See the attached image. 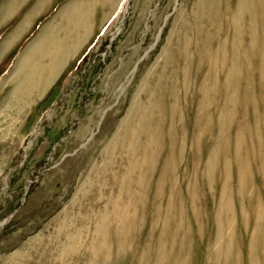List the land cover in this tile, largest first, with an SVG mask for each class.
Masks as SVG:
<instances>
[{"label": "rangeland", "instance_id": "1", "mask_svg": "<svg viewBox=\"0 0 264 264\" xmlns=\"http://www.w3.org/2000/svg\"><path fill=\"white\" fill-rule=\"evenodd\" d=\"M92 10L51 91L0 65V264H264V0Z\"/></svg>", "mask_w": 264, "mask_h": 264}, {"label": "crops", "instance_id": "2", "mask_svg": "<svg viewBox=\"0 0 264 264\" xmlns=\"http://www.w3.org/2000/svg\"><path fill=\"white\" fill-rule=\"evenodd\" d=\"M75 1H81V3H83L89 2L90 0H0V65L5 58H9L8 62L10 63V60L13 56H20L22 54L20 56L21 58H18L20 60V64L19 62L16 64L18 61L17 60L16 63H13L14 68L10 66L7 73H18L22 71V79L20 80H26H24V83L21 84V88L23 89H21L20 92L21 94L23 93L24 96L32 97L38 94L43 88L45 89L44 93H47L48 90L51 89V87L58 80L61 73L81 52L85 42H87L92 36L94 32L92 0L90 2V6L92 8L90 15L88 16L89 19L86 21L87 23L82 24L80 31L78 28V22L76 20L66 17L68 16L67 14L65 17L64 14H60L63 13L61 10L65 9L64 7H66L71 2L74 3ZM58 24L62 26L61 30L64 32L63 38L56 36L57 29L55 27ZM35 26H37V28ZM75 28L77 29L76 31ZM41 29L42 31H40ZM48 29L51 30L49 31ZM37 33L38 37H36ZM50 34L53 37L50 36ZM28 36L30 38L29 41L32 42V44L28 41L29 43L27 42L23 44L22 47H20L21 42L24 41ZM45 37H48L50 40L47 39V41L44 43L42 39H45ZM54 37L55 40H53ZM51 38L53 41H56V44L54 43V46L56 45V47L51 45L53 44L50 43L53 42L51 41ZM58 42L59 44L57 45ZM40 44L43 45L41 46ZM44 44H46V46ZM59 46L63 49H66L67 52H55L59 50ZM25 48L28 49V52H26L27 50ZM36 48L41 49V51H39V49L37 51ZM45 48L48 50H45ZM35 49L38 53L34 51ZM40 53H42V56H40ZM44 59H46L47 63H43ZM29 61L31 63H29L30 66H28L27 63ZM54 61L56 62L54 63ZM16 65L18 66L15 67ZM4 71L5 69L1 72ZM25 74L28 76H25ZM33 74H35L34 77H31ZM31 79H33L32 81L34 83L31 82ZM37 79L38 81H36Z\"/></svg>", "mask_w": 264, "mask_h": 264}, {"label": "bare ground", "instance_id": "3", "mask_svg": "<svg viewBox=\"0 0 264 264\" xmlns=\"http://www.w3.org/2000/svg\"><path fill=\"white\" fill-rule=\"evenodd\" d=\"M90 2H91V0L89 1V2H83V3H81V1L80 2H78V1H75L74 3H70V2H68V3H70V4H68L66 7H64L65 9H62V8H60V9H62L61 11H63V13H60V14H64V17L66 16V14L68 15V16H66V17H69L70 19H72V20H76V21H81L82 19H83V17H84V13H85V10H88L91 6H90ZM92 2H93V0H92ZM73 4H75V5H73ZM60 11V10H59ZM68 18V19H69ZM48 25V24H47ZM49 31L51 30V29H48ZM40 31H42V29L40 30ZM39 31V32H40ZM38 32V33H39ZM38 33L36 34V37H38ZM49 33V32H48ZM44 34V33H43ZM52 34V33H51ZM50 34V36H52ZM49 35V34H48ZM53 35H54V33H53ZM42 36V35H41ZM57 36V35H56ZM35 37V38H36ZM53 37V36H52ZM34 39V38H33ZM47 39H49L48 37H45V39H42L43 41H44V43H45V41H47ZM32 40V39H31ZM50 40V39H49ZM53 40H55V37H54V39ZM52 40V38H51V41H53ZM35 41V40H34ZM43 41H41V42H43ZM56 41H53V42H50V43H53V44H51L52 46H54V43H55ZM29 43V42H28ZM31 44H32V42H30ZM49 43V44H50ZM30 44V45H31ZM47 44H48V42H47ZM56 44V43H55ZM59 44V42L57 43V45ZM41 45V44H40ZM40 45H37V46H40ZM43 45V44H42ZM41 45V46H42ZM45 46H46V44H44ZM27 46H28V44H27ZM33 47V46H32ZM35 47V46H34ZM54 47H56V45L54 46ZM26 48H28V47H26ZM25 48V49H26ZM40 48V47H39ZM39 48H36V49H39ZM29 49V48H28ZM28 49H26L25 51L26 52H28ZM36 49L34 50V51H36ZM59 50L58 51H55V52H58V53H64V52H67V50L66 49H63V48H61L60 46H59V48H58ZM32 50V49H31ZM45 50H48V49H46L45 48ZM24 51V50H23ZM38 51V50H37ZM36 51V52H37ZM39 51H41V49H39ZM51 52V51H50ZM38 53V52H37ZM37 53H36V55H37ZM33 54L35 55V53L33 52ZM22 55V54H21ZM20 55V56H21ZM28 55V54H27ZM57 55V54H56ZM25 56V55H24ZM21 58V57H20ZM19 60V59H18ZM20 61V60H19ZM56 61H54V63H55ZM28 63V66H30L29 65V63H30V61L29 62H27ZM19 64H20V62H19ZM31 64V63H30ZM18 65H16L15 67H17ZM24 67V66H23ZM26 67V66H25ZM38 67H39V65H38ZM37 67V68H38ZM56 67V66H55ZM30 68V67H29ZM35 68V67H34ZM20 72H22V71H20ZM27 74V73H26ZM25 74V76H28V75H26ZM29 77H30V75H29ZM28 77V78H29ZM31 77H33V76H31ZM39 79V78H38ZM38 79L36 80V81H38ZM24 80H26V79H23V81H21L22 83H24ZM33 79H31V82H33L32 81ZM34 83V82H33ZM43 83V82H42ZM30 88V87H29ZM36 88V87H35ZM18 134V133H17Z\"/></svg>", "mask_w": 264, "mask_h": 264}, {"label": "trees", "instance_id": "4", "mask_svg": "<svg viewBox=\"0 0 264 264\" xmlns=\"http://www.w3.org/2000/svg\"><path fill=\"white\" fill-rule=\"evenodd\" d=\"M57 82H59V80H57L56 82H55V84L51 87V89L49 90V91H51L52 90V88H54V86H56V85H58V83ZM46 97H48V94L46 95Z\"/></svg>", "mask_w": 264, "mask_h": 264}]
</instances>
